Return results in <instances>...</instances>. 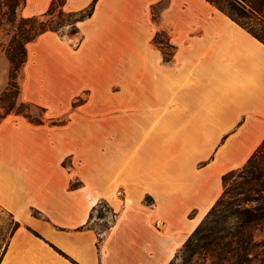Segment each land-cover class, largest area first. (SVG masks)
<instances>
[{"label":"crops","instance_id":"1","mask_svg":"<svg viewBox=\"0 0 264 264\" xmlns=\"http://www.w3.org/2000/svg\"><path fill=\"white\" fill-rule=\"evenodd\" d=\"M76 28L26 44L21 95L45 123L0 121V207L17 222L0 264H168L264 140V43L206 0H97ZM100 201L116 213L104 233Z\"/></svg>","mask_w":264,"mask_h":264},{"label":"rangeland","instance_id":"2","mask_svg":"<svg viewBox=\"0 0 264 264\" xmlns=\"http://www.w3.org/2000/svg\"><path fill=\"white\" fill-rule=\"evenodd\" d=\"M18 8L16 9L17 22L22 17L17 12ZM159 9L160 6L153 7L151 14L153 22L157 21ZM40 18L48 25L59 29L58 31H60L61 34L75 36L77 41H79L80 35L74 32L72 26H63L74 20L72 16L67 14L60 15L58 13V8H55L53 15H41ZM130 20L131 16L127 15L126 23H129ZM249 23H252L255 31L260 32V25L257 21L254 20ZM14 29L15 23L13 25L8 21H5L0 28V121L3 119L2 117L6 114L11 105L14 106L13 109H17L20 107V102H26L29 103V105L25 107L21 106L20 109L24 110V113L29 116L30 119H39L40 116L43 117V123H45V111L42 112L40 109L45 107L41 104L28 101L21 95L23 86H28L29 83V80L25 78V74H23L22 70L17 79V82L21 87V92L18 97L15 99L14 94L12 93L8 94V96H4L2 94L3 92H6L8 88V70L10 66L9 60L5 56L3 48L8 44ZM156 33L153 35L152 39H156L158 42L157 46L161 48L163 58L170 59L172 48L167 42L166 32L164 30H160L157 35ZM113 86L116 88V84ZM84 97L85 94H81L77 100L73 101V106L81 103ZM10 113L22 115V113H17V111L14 110L10 111L8 114ZM54 119L56 118H50L48 122L51 123ZM245 171L247 170L245 169V166H243L240 169L232 171L225 177L223 191L227 192V198L231 199L232 203L225 204L217 209L214 214L208 218L206 224H204V229H219L221 234L226 236L224 242L230 241L229 243H231V241H234L233 246H237L238 252L243 255L242 260H248L247 262L241 264H264V179L259 181V183H255L254 181H251L252 175L247 174ZM253 173H256V171L253 170ZM107 206V204L104 205L103 203H99L96 210L93 211L92 224L100 230V233L107 231L115 219L116 213L111 211L110 208L106 209ZM208 213L209 211L206 215ZM206 215L204 217H206ZM201 221L197 224V226L201 223ZM16 225V220L13 219L7 211L0 207V258L6 247L8 238ZM246 242L248 243V246L245 251L242 249L240 250L239 246L246 244ZM176 253L177 258L173 264H180L182 262L180 249ZM231 255L232 254L230 253L228 256L230 257ZM202 258V255L199 256L196 253L192 257V260L200 262L202 261ZM231 258V260H235V257L232 256ZM209 262L210 260H207L206 264H209Z\"/></svg>","mask_w":264,"mask_h":264},{"label":"trees","instance_id":"3","mask_svg":"<svg viewBox=\"0 0 264 264\" xmlns=\"http://www.w3.org/2000/svg\"><path fill=\"white\" fill-rule=\"evenodd\" d=\"M65 0H52L49 8L42 16H51L54 14L55 8H58L60 15H70L74 20L63 26H72L74 32L77 33L76 23L92 15L95 3L97 0H92L91 3L84 9L75 12H64L61 8ZM212 5L216 6L219 10L225 13L229 18L239 24L241 27L250 32L254 37L264 43V0H206ZM25 4V0H0V28L5 21H8L14 25L15 29L10 37L8 44L3 48L5 56L8 58L10 66L8 70V88L6 92L2 94L8 96V94H14L15 99L21 92V87L17 82V79L21 73L27 57L26 44L34 40L37 36L45 31H58L59 29L54 28L44 22L40 16L21 17L17 22L16 9ZM247 20V21H245ZM257 21L260 25V32L253 29L250 21ZM159 32V31H158ZM156 33V35L158 34ZM153 42L157 45L156 39ZM161 44V43H160ZM169 60V59H165ZM29 105L26 102H20V107ZM17 108L13 109L11 105L6 114L14 110L22 115L33 124H41L44 122L43 117L39 119H30L24 113V110ZM42 112L45 108H40ZM6 114L2 117L4 118ZM58 119L51 121L52 124L58 123ZM247 174H251V181L259 183L264 179V140L257 147L254 153L247 160L244 165ZM253 170L256 173H253ZM231 173V172H230ZM229 174V173H228ZM223 176V183L225 177ZM256 174V175H255ZM264 191V189H263ZM226 191H223L221 196L210 208L209 213L204 217L201 223L194 229L191 235L185 240L182 247L180 248L181 260L180 264H206L207 260H210L209 264H241L248 260H242L243 255L238 252L237 246H233L234 241L224 242L225 235L221 234L219 229H204V224L208 221V218L214 214V212L225 204H231L232 200L227 198ZM106 205L104 201H100ZM98 203V204H99ZM97 206L93 208L95 211ZM109 207L107 206L106 209ZM93 213H91V217ZM264 217V216H263ZM100 240V238H99ZM236 244V243H235ZM231 245V246H230ZM233 246V247H232ZM248 243L239 246L240 250L247 248ZM202 255V261L192 260L195 254ZM232 254L230 257L229 254ZM235 257V260H231V257ZM177 258V253L169 261L168 264H173ZM247 259V258H246Z\"/></svg>","mask_w":264,"mask_h":264},{"label":"built area","instance_id":"4","mask_svg":"<svg viewBox=\"0 0 264 264\" xmlns=\"http://www.w3.org/2000/svg\"><path fill=\"white\" fill-rule=\"evenodd\" d=\"M117 193H118V194H120L121 192H120V191H118Z\"/></svg>","mask_w":264,"mask_h":264}]
</instances>
